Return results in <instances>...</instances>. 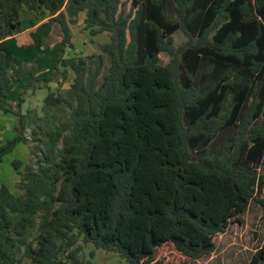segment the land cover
I'll return each instance as SVG.
<instances>
[{
    "label": "trees",
    "instance_id": "trees-1",
    "mask_svg": "<svg viewBox=\"0 0 264 264\" xmlns=\"http://www.w3.org/2000/svg\"><path fill=\"white\" fill-rule=\"evenodd\" d=\"M0 2V40L36 29L42 47L59 25L64 51L82 11L91 35L110 33L98 57L60 56L49 75L31 79L17 108L7 101L10 79L33 75L36 66L0 50V109L17 118L16 135L0 139V163L30 139L26 89L53 81L60 65L63 79L74 73L69 98L49 91L44 99L47 115L56 117L63 103L71 111L46 130L33 128L44 131L37 147L46 150L23 173L24 195L0 185V264H82L79 241L127 264H168L158 259L163 245L200 259L253 200L264 208L257 197L264 190V0ZM23 5L24 18L16 19ZM178 30L188 40L176 48ZM12 165L22 173L21 160ZM250 264H264V242Z\"/></svg>",
    "mask_w": 264,
    "mask_h": 264
},
{
    "label": "rangeland",
    "instance_id": "rangeland-1",
    "mask_svg": "<svg viewBox=\"0 0 264 264\" xmlns=\"http://www.w3.org/2000/svg\"><path fill=\"white\" fill-rule=\"evenodd\" d=\"M3 2V1H2ZM1 3V2H0ZM131 1H126L123 8L126 12L131 10ZM1 9V8H0ZM27 7L23 5L18 8V16L13 19L24 18L23 11ZM17 8L8 10L9 14L15 15L12 11ZM169 10L173 14V3H169ZM31 17L33 12L28 10ZM10 16V15H8ZM86 12L82 11L75 23H70L72 33V45H69L63 51L62 38L63 33L59 25H55L51 33L45 40V45L40 47L37 44L38 31L34 29L33 33L24 36L20 35L21 40L16 44L15 41H6L0 45V50L11 52L27 62L28 66L35 64L36 71L33 75L24 77L23 79L11 78L8 85L7 101L13 108H17L19 92L33 78L44 77L50 74V70L54 62L60 57L88 56L102 54L101 45L110 41V33L104 32L98 35H91L85 23ZM45 21V20H44ZM43 21V22H44ZM42 21L37 26L41 27ZM38 27V28H39ZM23 32V31H22ZM21 33V32H20ZM18 34V33H17ZM13 36L1 39L9 40ZM32 40L28 47H21ZM35 40V42H33ZM188 36L178 30L174 34L173 45L178 48L185 44ZM161 62L166 64L170 60V56L166 52L160 54ZM59 70H55V77L50 83L43 81L34 82L28 87L23 94L24 103L23 111L30 110L31 116L34 118L27 129V136L30 138L28 142L19 143L14 151L7 154L0 163V185L6 184L16 195H24L25 190L20 188L19 184L23 182V173L26 172L28 166L36 168L39 160L45 154V146L40 143V149L37 147L40 142L38 138H45L44 131L35 134L33 128H38V123L44 126V130L54 126L62 120L69 119L71 108L67 103H63L62 107L54 110L56 117L46 114L43 108L44 99L49 91L63 94L69 98V88L71 87L74 73L72 70L68 72V78L63 79L62 70L64 67L59 66ZM109 58L105 55V66L103 73L108 71ZM16 116L11 113H5L0 109V139H11L16 135L15 125L17 123ZM37 139V140H36ZM18 159L22 161L20 167L21 174L13 167L12 161ZM263 168V167H262ZM260 171H264L260 169ZM257 197H264V190L261 192L258 188ZM35 224L29 229L30 241L34 242V238L40 230V216L35 218ZM243 221L233 219L225 231L220 232L216 237V249L200 259H193L183 255L174 245H163L158 248V259H164L168 264H250L254 254L258 251L264 242V208L257 202L252 201L248 210L242 215ZM79 247L78 257L82 264H127V261L117 252L108 251L97 248L91 243L79 241L74 248Z\"/></svg>",
    "mask_w": 264,
    "mask_h": 264
},
{
    "label": "crops",
    "instance_id": "crops-1",
    "mask_svg": "<svg viewBox=\"0 0 264 264\" xmlns=\"http://www.w3.org/2000/svg\"><path fill=\"white\" fill-rule=\"evenodd\" d=\"M24 32H25V31L16 34V35H15V38H9V40L7 39V40H4V41L0 42V45L3 44V43H5L6 41H12V40L15 41L17 45H19L18 43H19L20 40H21V38H20L21 36H20V35H21V34L23 35ZM16 36L19 37L20 39H16ZM11 39H12V40H11ZM10 80H11V79H10ZM8 85H9V84H8ZM7 92H8V87H7Z\"/></svg>",
    "mask_w": 264,
    "mask_h": 264
}]
</instances>
